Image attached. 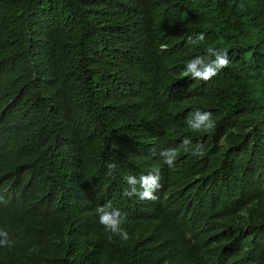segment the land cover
I'll use <instances>...</instances> for the list:
<instances>
[{
	"label": "trees",
	"instance_id": "16d2710c",
	"mask_svg": "<svg viewBox=\"0 0 264 264\" xmlns=\"http://www.w3.org/2000/svg\"><path fill=\"white\" fill-rule=\"evenodd\" d=\"M222 8L0 0V264H264V0ZM210 46L228 65L207 82L182 76ZM197 109L210 132L187 127ZM157 169L154 200L123 195L128 176ZM108 203L127 241L100 225Z\"/></svg>",
	"mask_w": 264,
	"mask_h": 264
},
{
	"label": "clouds",
	"instance_id": "9594fccd",
	"mask_svg": "<svg viewBox=\"0 0 264 264\" xmlns=\"http://www.w3.org/2000/svg\"><path fill=\"white\" fill-rule=\"evenodd\" d=\"M235 0H221L223 4L222 10L228 9ZM153 20L160 24V28L163 29V23H161L157 17L156 12H152ZM205 36L203 33H198L195 38L189 37L188 42L190 44H196L200 41H203ZM166 45H161L159 50L160 53L164 55V52L167 50ZM206 56H197L190 61L186 62L185 69L182 71L181 75L184 77H191L194 80L200 81H209L211 78L215 77L218 72L226 67L229 63L227 52L219 51L216 48L208 47ZM182 58L185 60V54H181ZM185 79H183L184 81ZM144 85V84H143ZM151 88L154 90L153 95L162 102L172 103V95L161 91L155 84L152 83ZM188 95L194 93L195 99L190 101L192 106H198L200 99L198 96V90L190 85L187 89ZM187 127L193 132H210L214 129L215 124L212 119V113L208 111H201L199 109L189 114V118L186 120ZM182 146L185 151L190 150L191 139L184 138L182 140ZM178 149L168 148L160 152L162 157V162L167 165L169 168L174 166V162L178 157ZM191 154L202 155L203 147L199 146L197 148L191 149ZM116 167L115 164H109V174L111 170H114ZM128 188L124 191L123 195L127 197H138L140 200H154L156 197L153 195V192L157 191L160 188V174L159 170L148 173L147 175H141L137 180L134 176H128L127 178ZM137 185L139 187L137 188ZM131 186V188H129ZM98 214L99 223L104 228V230L109 235V240L112 236H119L122 241H127L129 239L128 232L122 228V224L125 222V217L121 214L118 209H114L111 206V203H108L104 206H100L96 209ZM245 232V231H244ZM10 241L8 240V233L6 231L0 230V246H9Z\"/></svg>",
	"mask_w": 264,
	"mask_h": 264
}]
</instances>
